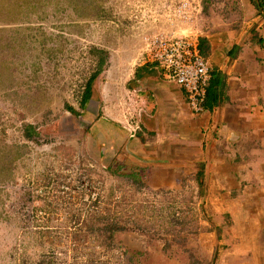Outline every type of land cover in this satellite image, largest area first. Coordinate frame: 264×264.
Segmentation results:
<instances>
[{
    "label": "rangeland",
    "instance_id": "obj_1",
    "mask_svg": "<svg viewBox=\"0 0 264 264\" xmlns=\"http://www.w3.org/2000/svg\"><path fill=\"white\" fill-rule=\"evenodd\" d=\"M129 15L122 0H0V264H211L197 187L154 191L69 142L102 85L73 106L97 71L85 53L104 71Z\"/></svg>",
    "mask_w": 264,
    "mask_h": 264
},
{
    "label": "crops",
    "instance_id": "obj_2",
    "mask_svg": "<svg viewBox=\"0 0 264 264\" xmlns=\"http://www.w3.org/2000/svg\"><path fill=\"white\" fill-rule=\"evenodd\" d=\"M129 25L107 35L115 52L81 117L86 133L70 135L71 147L83 140L88 154L132 166L154 191L202 184L195 202L214 223L202 235L211 264H264V11L253 0H202L190 28L199 44L206 40L217 96L200 113L165 69L139 61L143 47ZM131 117L139 124L134 136L126 128Z\"/></svg>",
    "mask_w": 264,
    "mask_h": 264
},
{
    "label": "built area",
    "instance_id": "obj_3",
    "mask_svg": "<svg viewBox=\"0 0 264 264\" xmlns=\"http://www.w3.org/2000/svg\"><path fill=\"white\" fill-rule=\"evenodd\" d=\"M123 6L129 8L130 15L114 24L120 28L125 26L124 21L130 22L129 26L140 37L143 47H139V61L156 63L165 69L168 77L186 91L190 109L195 113L202 112L211 80V67L201 54L198 36L190 28L202 15V0H160L153 4L128 0ZM164 26L174 29L164 31ZM85 57L89 66L87 71L92 75L98 61L88 53ZM80 102L79 96L74 105ZM133 121L132 117L127 121L131 136L139 130V124Z\"/></svg>",
    "mask_w": 264,
    "mask_h": 264
},
{
    "label": "trees",
    "instance_id": "obj_4",
    "mask_svg": "<svg viewBox=\"0 0 264 264\" xmlns=\"http://www.w3.org/2000/svg\"><path fill=\"white\" fill-rule=\"evenodd\" d=\"M255 2V5L257 7V9L259 11H264V0H253ZM199 48H200V51H201V54L205 57V54H206V48H207V44H206V40L205 39H201L200 40V44H199ZM96 53L98 54V56H100V61H99V65L97 67V71L96 73L93 75V77L91 78V82L88 84V87L86 89V98H89L90 94H91V87H92V82L93 80L98 76L100 75L102 72H103V68L105 66V63H106V58L103 56V52L101 51H96ZM206 58V57H205ZM220 76V75H219ZM217 76V78H222ZM219 83L221 82V79L220 81H218ZM211 86H212V76H211V80H210V84H209V87H208V90H207V96H206V100H205V103H204V107L205 105L207 106L208 104L210 105V103L212 102L213 99L216 98V94H214V92L212 91L211 89ZM31 136V135H30ZM197 182L199 181H202V177H203V171H200L198 174H197ZM198 183V184H199ZM202 183V182H201ZM202 185V184H201ZM200 185L199 187V193H201L200 195L204 194V190H203V187Z\"/></svg>",
    "mask_w": 264,
    "mask_h": 264
},
{
    "label": "clouds",
    "instance_id": "obj_5",
    "mask_svg": "<svg viewBox=\"0 0 264 264\" xmlns=\"http://www.w3.org/2000/svg\"><path fill=\"white\" fill-rule=\"evenodd\" d=\"M124 22H125V26H124V27H120V29L115 28V30H116V31H118V30H120V31H121V30H124V28L126 27V21H124ZM104 26H106V25H104ZM106 28H107V30H108V27H107V26H106ZM98 65H99V62H98ZM97 67H98V66H97ZM96 69H97V68H96ZM95 71H96V70H95ZM95 73H96V72H95ZM90 80H91V78L88 79L87 82L90 81ZM87 82H86V83H87ZM88 83H89V82H88ZM88 83H87V84H88ZM87 84H86V86H87ZM87 87H88V86H87ZM86 89H87V88H86ZM86 89H85V90H86ZM82 99H83V100H82ZM82 99H81L80 104H78V105H73V106H74V107H77V108L83 107V106H84V105H83V103H84L83 101L86 100V99H88V98H86V99H85V98H82ZM83 108H84V107H83ZM70 112H72V111L70 110Z\"/></svg>",
    "mask_w": 264,
    "mask_h": 264
}]
</instances>
